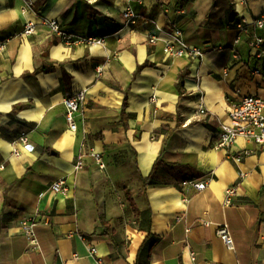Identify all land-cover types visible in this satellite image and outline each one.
I'll return each mask as SVG.
<instances>
[{
    "label": "crops",
    "instance_id": "obj_1",
    "mask_svg": "<svg viewBox=\"0 0 264 264\" xmlns=\"http://www.w3.org/2000/svg\"><path fill=\"white\" fill-rule=\"evenodd\" d=\"M129 5L132 25L122 19ZM260 17L264 0H0V264H135L147 237L156 243L145 264H264V144L239 137L217 146L232 107L264 97L254 72L264 57L249 46L264 36L253 24ZM50 20L106 41L67 45ZM175 27L203 57L164 53ZM81 89L87 99L73 131L64 100ZM201 95L208 113L197 117ZM83 141L102 153L103 168L86 156L76 169ZM207 178L201 191L186 183ZM59 179L67 191L53 189ZM21 218L37 221L38 248ZM224 224L233 249L217 233Z\"/></svg>",
    "mask_w": 264,
    "mask_h": 264
},
{
    "label": "built area",
    "instance_id": "obj_2",
    "mask_svg": "<svg viewBox=\"0 0 264 264\" xmlns=\"http://www.w3.org/2000/svg\"><path fill=\"white\" fill-rule=\"evenodd\" d=\"M141 1V0H139ZM28 4H31L27 1ZM138 13L132 6L126 7L122 12V19L126 25H132L137 21ZM253 24L256 27H264V17L256 19ZM49 25L52 30L60 37L61 41L67 45L84 44L86 46L102 45L106 39L104 36H76L72 33L65 31L61 24L57 20H50ZM242 31L246 30V27L240 23L238 25ZM35 31L33 23H27L23 34H31ZM240 35L236 39V43L240 41ZM159 39V36H152L151 42L155 43ZM249 46L252 54L257 58L264 57V36L254 34L252 35ZM164 53L172 57L188 56L190 58L203 57V49L195 45H189L185 42L183 37V31L180 28L175 27L170 33L167 34V40L164 46ZM99 74L101 69H98ZM255 74H260L264 77V69H255ZM154 98V97H153ZM87 99V89H81L73 95L67 97L64 100L66 107V120L71 130L77 131V114L81 110L83 103ZM208 113V108L204 102V97H199V102L196 107L195 115L197 117L205 116ZM227 121L222 122L220 131L217 137V146L219 148L230 147L239 137H244L249 140H253L257 143L264 144V97L259 95H246L235 104L227 114ZM22 144H28L29 135L24 134L20 137ZM15 155H18V150H14ZM92 156L99 164L101 168L105 166L103 155L97 151L95 147H88L86 142L81 144V154L76 163V169H82L85 166L84 157ZM241 160V156L237 157ZM5 165L1 164L0 169H4ZM246 173L241 172L240 177L244 178ZM209 178L200 182L186 181V183L192 185L196 190H203L208 182ZM240 184L235 183L229 186L225 192L224 203L230 205L233 202L234 197L239 192ZM53 189L57 192H64L68 190V185L65 179H59L53 184ZM20 227L29 239L30 247L35 249L39 247L37 238L36 227L38 225L34 218H21L19 221ZM261 225L264 228V217L261 220ZM218 235L224 241V243L230 248L235 247V242L231 230L227 224L221 225L217 230ZM84 239V236L81 235ZM92 254H97L95 247H90ZM193 259L195 252L191 253Z\"/></svg>",
    "mask_w": 264,
    "mask_h": 264
},
{
    "label": "trees",
    "instance_id": "obj_3",
    "mask_svg": "<svg viewBox=\"0 0 264 264\" xmlns=\"http://www.w3.org/2000/svg\"><path fill=\"white\" fill-rule=\"evenodd\" d=\"M141 68H142V65H140L138 67L137 72ZM187 74H188V69L182 70L181 73L179 74V79H178V82L176 84L179 91H182V84H183L184 78L186 77ZM135 75H136V73H135ZM127 101H128L127 100V92H125V100H124L123 109H122L123 122H124V117L126 114ZM144 181H145V185H148L147 178H144ZM131 204H132L133 208L135 209V211L138 213V209L136 207V204H135L134 200H132V199H131ZM99 222L103 226L107 224L106 221H104V219H102V218H100ZM108 229L107 230L105 229L104 234H106L107 236H109L111 238V240H113V235L110 234V231H108ZM155 243H156V240L152 239V237L146 238V240L144 241V243L142 244V246L140 248L138 258H137V262L135 264H145L146 263L145 259H148L150 257L151 250H152L153 246L155 245Z\"/></svg>",
    "mask_w": 264,
    "mask_h": 264
}]
</instances>
